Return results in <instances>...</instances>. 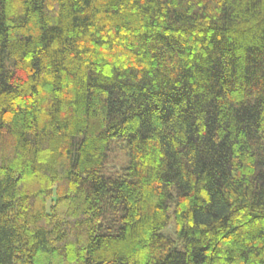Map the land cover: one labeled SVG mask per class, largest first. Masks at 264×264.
Returning a JSON list of instances; mask_svg holds the SVG:
<instances>
[{"label": "trees", "instance_id": "1", "mask_svg": "<svg viewBox=\"0 0 264 264\" xmlns=\"http://www.w3.org/2000/svg\"><path fill=\"white\" fill-rule=\"evenodd\" d=\"M0 264H264V0H0Z\"/></svg>", "mask_w": 264, "mask_h": 264}, {"label": "rangeland", "instance_id": "2", "mask_svg": "<svg viewBox=\"0 0 264 264\" xmlns=\"http://www.w3.org/2000/svg\"><path fill=\"white\" fill-rule=\"evenodd\" d=\"M164 233L169 234V235H175V229H174L173 225H171L170 227L165 229Z\"/></svg>", "mask_w": 264, "mask_h": 264}]
</instances>
